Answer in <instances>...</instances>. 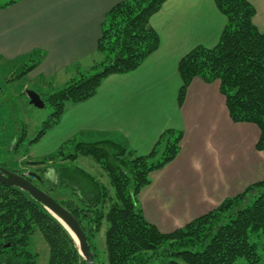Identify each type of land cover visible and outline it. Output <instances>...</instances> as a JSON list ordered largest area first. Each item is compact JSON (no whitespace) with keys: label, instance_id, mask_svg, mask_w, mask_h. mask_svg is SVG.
Masks as SVG:
<instances>
[{"label":"trees","instance_id":"trees-1","mask_svg":"<svg viewBox=\"0 0 264 264\" xmlns=\"http://www.w3.org/2000/svg\"><path fill=\"white\" fill-rule=\"evenodd\" d=\"M19 1L0 0V10ZM167 1L126 0L107 14L97 45L104 60L62 89L41 95L52 113L29 140L26 153L59 123L68 104L89 100L107 77L137 70L158 50L160 38L150 20ZM215 3L227 25L215 48L197 47L181 59L179 105L195 78L209 84L219 81L230 118L257 126L256 148L264 151V34L255 26L256 10L247 0ZM43 57L35 51L22 58L19 65L28 61L31 65L19 77L34 70ZM182 140L183 133L167 130L147 156H138L126 143L114 140L70 141L50 157L32 163L42 168L30 173L8 170L27 178L72 213L96 264L100 258L93 238L104 221L108 223L106 264H264V181L171 233L160 232L146 220L140 194L151 185L152 173L176 159ZM81 158L98 165L109 185L73 166ZM0 166L7 169L6 164ZM60 189L69 190L74 200L59 201L55 193ZM37 232L49 247L48 264H86L70 233L51 213L27 192L0 183V264H37L38 255L31 249Z\"/></svg>","mask_w":264,"mask_h":264},{"label":"crops","instance_id":"crops-1","mask_svg":"<svg viewBox=\"0 0 264 264\" xmlns=\"http://www.w3.org/2000/svg\"><path fill=\"white\" fill-rule=\"evenodd\" d=\"M123 1L20 0L1 9L0 61L43 53L29 73L36 93L42 95V85L63 88L104 60L97 50L102 28ZM247 1L264 34V0ZM227 22L215 0H168L150 20L160 38L158 50L137 70L107 77L94 97L68 104L59 123L36 144H45L42 157L70 141L104 140L126 143L138 156H147L165 131L183 133L176 159L151 174V185L139 197L146 220L162 233L264 181V151L256 148L260 130L232 121L219 81L195 78L182 105L178 101L181 59L197 47L215 48Z\"/></svg>","mask_w":264,"mask_h":264},{"label":"rangeland","instance_id":"rangeland-1","mask_svg":"<svg viewBox=\"0 0 264 264\" xmlns=\"http://www.w3.org/2000/svg\"><path fill=\"white\" fill-rule=\"evenodd\" d=\"M21 62V59L15 62L0 61V164H6L9 170H25L30 173V171H34L38 167H43L42 165L33 166V162L51 156L48 154L46 155L47 157H42L41 154L45 150V144L32 147L28 153H26V146L29 140L37 136L38 132L42 129L44 122L48 120L52 113V109L48 106H45L44 109H38L30 105L27 91L32 90L36 92L35 89L38 88L32 83V76L29 74L24 76V78L19 77L18 74L21 76V72L31 65L28 61L24 62L25 66H21L19 65ZM42 86L41 94L44 96L62 89L59 87V89H52L45 88L44 85ZM20 138L24 141H21ZM18 141L21 142L17 143ZM15 146L16 149L14 150ZM51 165H48V167L51 168ZM73 166L86 170L101 182L109 185L107 177L104 179L99 177L98 173L101 170L91 159L81 158L74 162ZM60 190V192L55 193V197L59 201L74 200L69 190ZM111 192L114 195L112 189ZM107 228L108 223L104 221L99 234L93 238L96 252L100 258V264H106L105 236ZM31 249L38 255L37 264H48L50 256L49 247L39 232L32 239Z\"/></svg>","mask_w":264,"mask_h":264},{"label":"water","instance_id":"water-1","mask_svg":"<svg viewBox=\"0 0 264 264\" xmlns=\"http://www.w3.org/2000/svg\"><path fill=\"white\" fill-rule=\"evenodd\" d=\"M27 95L30 99V105L38 109L45 108V102L38 93L28 90ZM0 183L10 187H16L27 192L35 201L40 203L49 213H51L70 233L78 245L79 252L86 264H96L95 255L92 252L91 245L88 242L85 232L77 219L68 209L24 176L9 171L1 166ZM6 262L8 263L9 261L7 260Z\"/></svg>","mask_w":264,"mask_h":264}]
</instances>
